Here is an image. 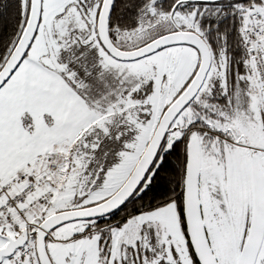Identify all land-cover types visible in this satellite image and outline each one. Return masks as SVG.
<instances>
[{"label": "snow or ice", "instance_id": "obj_1", "mask_svg": "<svg viewBox=\"0 0 264 264\" xmlns=\"http://www.w3.org/2000/svg\"><path fill=\"white\" fill-rule=\"evenodd\" d=\"M0 264H264V0H0Z\"/></svg>", "mask_w": 264, "mask_h": 264}]
</instances>
